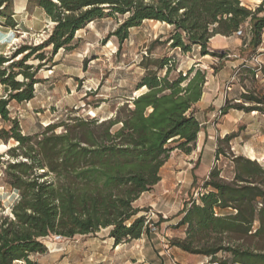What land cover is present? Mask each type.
Returning <instances> with one entry per match:
<instances>
[{"label":"trees","instance_id":"obj_1","mask_svg":"<svg viewBox=\"0 0 264 264\" xmlns=\"http://www.w3.org/2000/svg\"><path fill=\"white\" fill-rule=\"evenodd\" d=\"M259 1L252 11L241 0H26L54 25L40 43L21 44L9 57L0 54V84L7 89L0 97V117L10 121L8 129L0 127V139L16 143H4L13 159L6 162L2 182L18 194L10 214L0 216V264H36L29 255L44 252L41 239L50 235L71 237L108 228V237L118 244L148 233L150 220L145 223L139 214L148 208L139 207L137 199L160 180V168L172 149L186 154L194 149L200 130L195 104L207 72L194 64L170 78L171 58L161 57L152 63L164 74L150 70L148 58L141 61L145 74L115 116L99 122L100 128H81L88 123L81 119L74 125L80 128L55 132L48 124L39 133L22 134L18 120L9 117L8 104L33 98L34 84L40 82L37 73L52 58L46 48L51 56L59 49L70 50L75 32L89 22L121 15L122 21L110 32L119 43L130 28L154 20L172 27L165 40L171 48L187 52L196 46L201 56L219 57L228 53L212 47L211 38L234 35L249 21L251 36L243 38L256 53L264 35V0ZM14 13L13 0H0L3 25L16 26ZM254 70L246 68L253 76ZM260 74L264 76L263 68ZM238 99L248 104L226 98L220 112L234 108L264 113V97L254 90L242 88ZM230 138L225 134L219 139ZM217 144L201 184L204 192L187 202L175 224L185 226V236L170 242L187 253L210 257L215 264H264V167L255 159L234 155L228 180L217 164ZM220 253L225 255L218 258Z\"/></svg>","mask_w":264,"mask_h":264},{"label":"rangeland","instance_id":"obj_2","mask_svg":"<svg viewBox=\"0 0 264 264\" xmlns=\"http://www.w3.org/2000/svg\"><path fill=\"white\" fill-rule=\"evenodd\" d=\"M241 1L252 11L260 4V1L254 0ZM14 9L16 26L9 27L0 22V54L6 57L21 44L40 43L47 38L54 25L41 8L27 6L26 0H13ZM122 19L121 15H112L89 22L75 32L73 47L70 50L59 49L51 56L50 47L46 48V54L52 58L48 65L43 66L37 73L40 82L34 84L33 98L21 103L10 101L8 104L9 117L18 120L22 134L39 133L48 124L55 126V132L63 131L64 128H80L74 125L81 119L88 121L81 128H100L99 122L109 117L113 118L117 108L132 95L137 81L146 72L140 65L141 61L148 62L146 58L150 60V70L156 71L160 76L164 74V69H155L152 60L161 57L171 58L168 63L172 68L170 78L179 74V70L182 73L186 72L194 64L196 68L209 74L221 70L220 81L230 80L235 84L231 91L227 90L231 92V102L248 104L238 99L242 88L254 90L264 97V76L260 73L253 76L246 71L247 66L255 64L251 59L255 53H251L246 45L234 49L224 47L222 50L228 53L224 57L201 56L196 46L183 52L179 48H171L165 42L172 27L154 20H143L139 26L130 28L128 37L119 43L117 37L110 32L117 28ZM156 38L157 41L148 50L147 47ZM142 58L144 59L141 60ZM261 62L264 69V59ZM52 63L55 65H51ZM224 66L225 72L222 69ZM214 73L213 80L217 77ZM222 88L226 90L225 85ZM6 90V87L0 84V97L6 94ZM144 90L146 89L142 91ZM135 93L136 91L133 92ZM235 110L237 112L232 111L233 117L226 113L223 116L224 114L217 112L212 118L215 123H220L225 118L226 128H211L212 132L218 135V139L225 134L231 136L228 140L219 139L217 142L220 150L217 164L221 168V175L228 180L233 176L231 158L234 155L255 159L264 167V113L256 110L249 112ZM9 126L10 121L0 117V127L8 129ZM118 126L119 124H116L112 128ZM224 132L227 133L223 134ZM4 143L9 146L16 144L12 139L7 142L0 139V216L9 215L11 206L18 198L17 192L2 182L6 162L13 159L6 152ZM169 145L175 146L176 143L171 142ZM185 154L179 149H172L161 166L160 173L163 176L175 174L182 169L181 166H187L190 158L189 161L195 163L191 172L193 181L196 182L195 179L200 181L213 159V150L203 145L200 153L195 151L187 157ZM181 184L178 183L170 190L173 195L172 201L168 204L167 213H164L167 219L173 218L170 221L172 223H161L165 217H161L150 207L149 203H153L156 196L149 191L136 203L139 207L148 208L139 213L144 215L145 223L150 220L148 233H143L139 238L123 240L118 244L108 237V228L71 237L57 238V234L50 235L41 239L45 251L30 254L29 258L36 264H215L210 257L187 253L170 242L174 237L185 236V226L175 225L180 217L176 215L181 203L177 198L182 195L186 203L197 200L200 193L204 192L201 188L202 183L197 184L189 192L187 188L183 191ZM161 194L167 193L162 191ZM163 204L165 206L166 203ZM160 217L162 219L158 221ZM224 255L220 253L217 257Z\"/></svg>","mask_w":264,"mask_h":264},{"label":"crops","instance_id":"obj_3","mask_svg":"<svg viewBox=\"0 0 264 264\" xmlns=\"http://www.w3.org/2000/svg\"><path fill=\"white\" fill-rule=\"evenodd\" d=\"M247 24H249V21H247ZM247 40L239 37H235L233 35H229V36H224V35H220L217 34L215 36H213L211 38V45L214 48L217 49H223L224 47H231V48H237V47H244L245 42ZM205 56V55H204ZM260 60L264 59V55L259 56ZM200 65V64H199ZM226 66H224L223 72H225V68ZM234 67V65H233ZM220 71H218V73H207V80L205 82L204 85V90L202 92L201 98L196 102L195 104V108H196V112H195V117L199 122L200 125V130L197 134V138H196V142H195V147L194 149L188 153L185 154V156H189L191 155V153L198 151L199 153L201 152L202 146L204 145L207 147H210L213 150V158H214V153H215V148H216V144H217V139H218V135L215 134L214 132H212L211 128H226L225 126V118L222 119V121L220 123H215L212 118L216 115L217 112H220V108L224 105L225 99L228 98L230 99L231 96V92H228L227 90H222L225 85L226 87H230V91L232 90L233 87H235L234 83H231L230 80H226L225 82H221L220 81V75L219 74ZM213 73L216 77V79L213 80ZM210 77V78H209ZM263 80V78H262ZM222 88V89H221ZM232 111H236L235 109H231V111H229L228 113H226L228 116L233 117V112ZM226 114H224L223 116H225ZM240 117V116H239ZM214 131V130H213ZM227 132H224L223 134H225ZM221 134V136L223 135ZM190 159V158H189ZM186 163L187 166L183 167L181 166V170L177 171V173L172 174V175H167V176H163L160 173V180L149 190L152 194H154L155 197V201L153 203H149L150 207H152L153 209H155L156 213L159 214L161 217L164 216V213H167L169 206L168 204L172 201V196L171 195V191L172 187H175L178 183H182L181 187L184 191L185 188H187V191H192L195 186L197 184H201L203 182V180L206 178L207 173L212 165L213 159L208 167V170L206 172V174L204 175V177L200 180L197 181L195 179L196 182L193 181V175H192V169L195 167L194 166V161L191 162V160ZM149 191L143 193L136 201V203L143 199V197L145 196V194H148ZM165 192L167 194H161V192ZM183 196L181 195L179 198H177L178 200H181V203L179 204L180 207L178 208L176 215L180 216V212L184 209V207L187 206V202L185 203L184 198H182ZM175 198V197H174ZM176 200L174 199L175 203ZM163 203H166L165 206ZM155 206H158V208L156 209ZM171 215V214H170ZM176 216V217H178ZM165 220H162L161 223L164 224H169L172 223L170 222L173 218L171 219H167V216H164ZM171 217V216H170ZM175 217V218H176ZM179 220V218L177 219V221ZM174 224V222H173Z\"/></svg>","mask_w":264,"mask_h":264},{"label":"built area","instance_id":"obj_4","mask_svg":"<svg viewBox=\"0 0 264 264\" xmlns=\"http://www.w3.org/2000/svg\"><path fill=\"white\" fill-rule=\"evenodd\" d=\"M234 35L236 36H241V37H245V38H249L251 36V26L250 24H245L243 27L238 28L235 32ZM264 55V35L263 38L261 40V43L256 51V53L252 56V61L255 63L254 67H255V76H258L257 74L260 73V70L262 68V62L259 59V56ZM230 87H226V90H229ZM57 238H60L61 235H56Z\"/></svg>","mask_w":264,"mask_h":264},{"label":"bare ground","instance_id":"obj_5","mask_svg":"<svg viewBox=\"0 0 264 264\" xmlns=\"http://www.w3.org/2000/svg\"><path fill=\"white\" fill-rule=\"evenodd\" d=\"M255 2H259V0H254ZM50 23H52V22H50Z\"/></svg>","mask_w":264,"mask_h":264}]
</instances>
